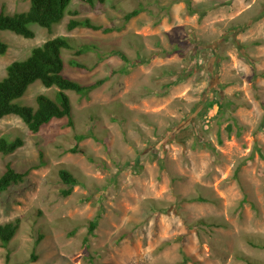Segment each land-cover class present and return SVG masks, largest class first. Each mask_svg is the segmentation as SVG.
Returning <instances> with one entry per match:
<instances>
[{"label":"rangeland","instance_id":"374dc122","mask_svg":"<svg viewBox=\"0 0 264 264\" xmlns=\"http://www.w3.org/2000/svg\"><path fill=\"white\" fill-rule=\"evenodd\" d=\"M29 1L0 0V11L22 13ZM69 10L113 31H67L66 15L50 32L31 26L32 39L0 32V80L56 37L71 45L65 77L107 79L87 98L67 93L73 127L52 120L33 134L15 116L0 120V137L24 141L0 154V176L7 163L29 171L0 194V224L20 221L0 264L7 253L8 264H264V0H72ZM82 45L95 50L75 57ZM113 51L148 61L130 66ZM55 92L35 83L19 104ZM214 98L223 110L207 109ZM76 135L88 138L67 153ZM59 170L78 182L66 198Z\"/></svg>","mask_w":264,"mask_h":264},{"label":"trees","instance_id":"16d2710c","mask_svg":"<svg viewBox=\"0 0 264 264\" xmlns=\"http://www.w3.org/2000/svg\"><path fill=\"white\" fill-rule=\"evenodd\" d=\"M72 0H30L29 7L22 13L9 14L4 10L0 11V32H10L24 39H32L34 32L31 26H38L50 32L52 27L59 24L66 15L71 16L66 24L67 31H72L77 28L87 29L92 32H102L104 34L111 33L113 30L104 27L101 24L92 22L89 18H79V11H70L69 6ZM89 8H94L96 4L102 5L105 0H80ZM189 12H193L189 9ZM141 9H134L126 13L123 17L125 22L130 21L140 15ZM240 53L244 55V45L237 44ZM6 46L0 42V55L5 53ZM71 50V45L67 38L56 37L44 42L41 46L32 49L30 55L22 60L11 63L6 67L5 76L0 80V120L8 116L19 118L27 127L28 131L36 134L40 128L47 125L52 120H67L68 127H73L72 122V104L67 93L75 94L82 98H87L89 94L104 83L106 78L96 79L88 84H81L71 80L63 75L64 62L62 52ZM95 48L91 45H82L74 52L75 57L82 56ZM112 56L119 58L125 64L136 66L144 64L148 60L141 58L136 61H130L128 57L121 51H113ZM248 59V58H246ZM69 65L81 73H88L90 69L84 64L79 63L76 59H72ZM122 73L126 74L124 69ZM35 83H40L46 89L55 88L54 97H49L40 94L36 97V106L29 107L19 104V101L24 97L27 90ZM216 105L219 110H223L225 102L220 99H212L207 101V109H211ZM87 135L74 136V147L67 150V153L77 154L81 151L78 145L86 140ZM95 142L109 149L107 140L99 141L95 137H91ZM24 144L20 137H16L12 141L0 137V154L3 156L15 153ZM42 156V155H41ZM29 171L19 172L14 169L11 163H7L3 174L0 176V194L7 191L11 186L19 185L24 182ZM58 177L65 188L60 190V196L66 198L73 192L74 187L78 184L74 176L66 170H59ZM191 201L205 202L206 199L196 197ZM201 224L204 221H199ZM20 221L18 219L0 224V247L7 249L9 243L18 232ZM96 221L90 222L89 233H92L96 228ZM42 240V236L36 241L38 244ZM6 263L10 258L6 254ZM247 264H256L249 259L239 257ZM31 260L36 261L38 257L31 254ZM186 262L187 260L184 259Z\"/></svg>","mask_w":264,"mask_h":264}]
</instances>
